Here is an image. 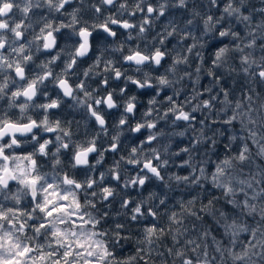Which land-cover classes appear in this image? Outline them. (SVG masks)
Returning <instances> with one entry per match:
<instances>
[{"label":"clouds","instance_id":"clouds-1","mask_svg":"<svg viewBox=\"0 0 264 264\" xmlns=\"http://www.w3.org/2000/svg\"><path fill=\"white\" fill-rule=\"evenodd\" d=\"M0 264H264V0H0Z\"/></svg>","mask_w":264,"mask_h":264}]
</instances>
